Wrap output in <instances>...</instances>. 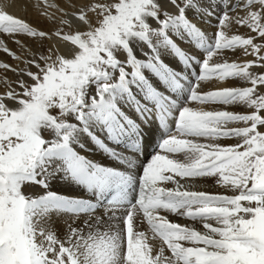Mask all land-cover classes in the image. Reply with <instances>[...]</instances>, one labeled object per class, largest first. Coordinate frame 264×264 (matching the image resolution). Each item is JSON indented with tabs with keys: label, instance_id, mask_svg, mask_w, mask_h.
I'll list each match as a JSON object with an SVG mask.
<instances>
[{
	"label": "bare ground",
	"instance_id": "obj_1",
	"mask_svg": "<svg viewBox=\"0 0 264 264\" xmlns=\"http://www.w3.org/2000/svg\"><path fill=\"white\" fill-rule=\"evenodd\" d=\"M94 2L95 0H0V18L11 14L28 23L36 31L43 30L47 33L44 38H40L30 37L24 33L0 31V64L7 63L10 68L18 69L24 66V60L38 58L41 52L49 55L55 53L57 56L65 54L71 47L70 42L63 41L55 33L61 31L67 34L70 29L74 32L78 11L85 3ZM155 3L161 8L173 11L164 16L154 13V16L142 17L145 24L157 30L159 36L155 38L156 40L145 34L128 37L125 44L114 49V65L107 79L86 82L78 92L81 103L68 106L62 111L64 121H60V128L55 125L48 126V133L53 137L51 141L53 144L62 142L64 148L70 149L74 156L103 165L112 170L115 175L128 173L130 177L133 176L134 183L131 191L122 205L104 204L101 202L104 201V193L98 198L96 193L87 190L79 182L63 179L61 178L63 173H58L57 178H53L49 184L51 195L49 203L53 204L54 208L49 211L47 217L50 234L54 240H71L77 232L88 234L89 229L92 230L93 235L110 229L123 231L124 218L129 208L136 205L142 174L149 163L150 170L147 174L155 188L182 190L186 193L184 199L193 200L188 204H181L175 211L165 210L163 207L154 211L162 215L164 219L167 218L178 224L180 228L182 226L188 231L195 230L192 231L193 235L206 231L202 224L216 223L213 219H204L197 215L204 211L206 194L233 197L238 194L230 186V181L236 178L234 175H224V185L220 184L221 181L216 177V174L223 175L222 168L224 172H234L235 168H225L222 164L211 171L213 173L211 176L192 177L198 170L205 171V167L212 166L213 161L230 155L228 147L238 142L237 138H225L231 134V127L239 129L247 127L246 123L230 125V121L221 122L220 118H233V113L248 114L254 111L246 100L240 101L239 97H234L230 103L223 102L226 98L225 89L242 90L251 87L250 82L243 76L223 79V74L228 71L224 68L225 63L242 65L250 62L244 57L245 49L235 47L218 50L216 48L217 31H223L228 37L246 31V27L236 25L235 21L231 20L224 26L219 25L223 13L232 9L233 6L239 10L242 9L241 12L238 10L236 15H244L243 9L248 0H220L219 2L190 0L185 7H182V12L178 10L181 5L174 0H155ZM46 4H56L61 9L60 12L54 13V20L50 19L53 10L47 8ZM62 13H67L63 16V19L68 21L66 24L59 22ZM92 15L94 17V14ZM162 20L166 22L163 23ZM182 23L186 29L180 28ZM83 30H87V27L83 26ZM165 34L168 36V42L164 38ZM209 42L210 46H208ZM120 50L133 57L135 62L132 66L128 61H124L125 54ZM143 54L150 55L153 59L146 61L142 58ZM157 57L162 64L155 63ZM208 57H211L209 60L211 69L220 68L223 71L217 73L210 69L208 78L200 81L203 63ZM77 59L79 60V57ZM136 62H139V66H136ZM66 64H75L77 69L80 66L77 61H68ZM249 70L254 75L264 74L262 67H251ZM134 71L137 73L135 76ZM121 73L125 79L121 84H117L115 82ZM75 75L76 73H70L68 80ZM169 75H172L174 79L167 83L170 79ZM18 79L27 80V77H17L13 72L0 68V95H4L9 88L19 92ZM67 81L66 84L72 82ZM145 82L149 84L147 88ZM178 82L181 83L180 86ZM102 83L112 84V87L103 95L110 107L118 110V114H109L103 119H98V114L93 113L95 104L100 99L97 93ZM175 86H178L177 89ZM257 88L262 87L257 86ZM145 89L149 97L145 94ZM156 93L166 98L163 108L159 111L164 112L163 116L166 114L167 133L156 129V124L146 118L147 116L141 118L139 112V108H142L141 111L145 107L147 109L145 103L149 98L158 97ZM205 95H208L209 99L199 102V99ZM152 104L149 112L154 115L155 107ZM184 107L189 110L190 116L198 121V126L191 131L176 130L177 123L174 118ZM130 121H133L132 126H134L132 134L135 127L139 132H142L141 129L148 131L147 135H143L145 140L142 156L121 146L127 138L124 131L127 128L123 126L128 125ZM171 122L173 125H170ZM57 129H60L61 133ZM219 136L224 137L220 139ZM61 138L65 139L61 141ZM165 139H167L166 144L161 146ZM182 167H189V171L179 174L178 171ZM161 179L164 182L160 181ZM34 188L33 190L24 189V191L33 196L43 194L41 188ZM125 189L126 187H121L116 181L108 190L110 193H116ZM80 201L86 202L87 205L78 204ZM94 202L98 203L95 209L92 208ZM1 207L2 202H0V210ZM3 219L4 217L0 218V220ZM129 225L124 236H119L117 233L119 236L117 264L125 254L126 248L127 255H130L128 262L133 260L132 264H163L171 257V254L147 227L138 204L134 208ZM183 234L186 235V233ZM126 236L130 238L128 244L125 243ZM261 237H264V234L261 233ZM231 259L233 261L240 259L246 264H264V256L255 259L247 256L243 251L238 252V255Z\"/></svg>",
	"mask_w": 264,
	"mask_h": 264
},
{
	"label": "snow or ice",
	"instance_id": "obj_2",
	"mask_svg": "<svg viewBox=\"0 0 264 264\" xmlns=\"http://www.w3.org/2000/svg\"><path fill=\"white\" fill-rule=\"evenodd\" d=\"M179 2L177 0V4ZM46 7L53 10V15L50 16L53 20L54 13L61 11L56 4H46ZM157 7L155 0H95L94 3H85L76 14L75 31L70 29L67 34L61 31L55 33L63 41L70 42L71 47L65 54L57 56L55 53L49 55L41 52L38 58L24 60V66L18 69L10 68L7 63L0 64V68L13 72L17 77H27V80H17L19 92L9 88L4 95H0V202L5 209L10 210L0 220V264H117L119 236H124L127 231V224L132 220L137 204L145 211L149 207L175 211L180 206L171 203V199L165 201L162 189L153 186L147 174L150 170L149 163L142 174L140 197L136 205L129 208L123 221V231L110 229L93 235L89 229L88 234L77 232L71 240L60 241L54 240L47 224L49 211L54 208L49 203V184L53 178H57L58 173H63V179L79 182L87 190L96 193L98 198L117 179L114 172L105 166L74 156L70 149L64 148L62 142L53 144L48 126L59 127L56 121L62 118L60 110L70 103H81L78 92L86 82L107 79L114 65V49L125 44L130 36H142V29L146 26L142 17L154 16ZM178 10L182 12V6ZM243 12L244 15L231 19L236 25L246 27L264 40V0H254ZM64 15L67 13H62L59 21L61 24L68 23L63 19ZM121 17L123 22L119 23ZM229 19L228 14H225L219 26L226 25ZM110 24L116 27V32H108ZM83 26L87 30H83ZM0 31L40 38L47 35L45 31H36L11 14L0 18ZM235 47L244 48L246 53L251 49V54L264 62V54H261L264 44L255 43L251 37H228L223 31H217L218 50ZM210 59L208 57L203 63L200 81L209 76ZM68 61H77L80 65L70 84L64 83L59 75L53 77L54 73H61L62 70L65 75L72 72L70 67L65 66ZM155 63L162 64L158 57L155 58ZM251 67L252 62L242 65L225 63L224 68L228 71L223 74V79L243 76L251 84V87L242 90L225 89L226 98L223 101L230 103L234 97H239L240 101L246 100L254 109L248 114L233 113L235 119L246 123L247 127L237 129L234 135L227 137L237 138L238 142L228 147L232 150V155L218 162L225 168H235L234 172H224L222 168L223 175L216 174V177L224 185V175H234L236 178L230 181V186L238 194L235 197L206 194L204 211L197 215L213 219L216 223L202 224L206 230L203 233L193 235L192 231L195 230L188 231L182 226L179 229H161L159 224H151L149 221L151 227L168 242L171 257L167 259V264L169 260L171 264H246L240 259H231L240 251L250 257L264 256V237L259 236L251 224L257 214L256 210L264 209V184L256 182L260 175L257 169L264 171V131L260 130L264 128V94H260L257 88H264V74L254 75L249 70ZM260 67L264 68V63ZM32 68L36 70L32 71ZM211 70L217 73L223 71L220 68ZM133 75L137 73L134 71ZM124 79L121 73L115 83L121 84ZM49 80L57 85L51 93L44 91ZM110 87V83L100 85L97 93L100 99L96 102L93 113L98 114V119L118 114V110H113L103 95ZM157 95L155 110L158 111L166 98L162 94ZM191 100L193 101L192 97ZM252 125H255L254 129ZM197 126L198 121L184 107L179 112L176 130L191 131ZM62 139L65 138H61V141ZM166 142L167 139L161 146ZM237 152L242 153V156L233 161L232 156ZM205 175L211 176L213 173L198 170L192 178ZM33 185H38L43 194L33 196L24 191L25 187ZM168 195L171 198L173 193ZM233 209L234 213L231 211ZM173 238L178 243L174 244ZM126 255L127 248L118 264H129Z\"/></svg>",
	"mask_w": 264,
	"mask_h": 264
},
{
	"label": "rangeland",
	"instance_id": "obj_3",
	"mask_svg": "<svg viewBox=\"0 0 264 264\" xmlns=\"http://www.w3.org/2000/svg\"><path fill=\"white\" fill-rule=\"evenodd\" d=\"M176 3H177V0H174ZM190 1V0H189ZM188 0H180V2H179V4L178 5H181L182 7H185L186 6V3H188L189 2ZM218 2L220 1V0H217ZM134 2H135V0H134ZM254 3V0H248V3L246 4V7L245 8H249L252 4ZM163 8V7H162ZM160 6H158L156 9H155V13H158L159 15H162V16H164V15H166V14H168V13H172L173 11L171 10V9H162ZM163 10V11H162ZM239 9H237L236 8V6L234 7H232V9L230 8L228 11H226L225 13H223V15H222V17L225 15V14H228V16H229V18H232V17H234V16H239V15H236V13H238L240 10H242V9H240L239 11H238ZM241 12V11H240ZM231 14H233V15H231ZM234 21V20H232V19H229V21ZM228 21V22H229ZM230 21V22H231ZM119 23H122L123 22V17H121V19H120V21H118ZM162 22L163 23H165L166 22V20H162ZM145 24V23H144ZM146 26L142 29V31H143V33L145 34V35H148V37L150 36V38L151 39H154V40H156L155 38L156 37H158L159 36V34L157 33V30H154L152 27H150V26H148L147 24H145ZM166 26V25H165ZM180 28H182V29H186V27L183 25V23L181 24V26H180ZM109 29H111V30H109ZM117 31V29H116V27L114 26V25H108V32L109 33H112V32H116ZM137 31H141V29H137ZM247 32V33H246ZM235 35H240V36H242V37H244V38H249V37H251V38H253L254 39V42L255 43H257V44H264V40H262V39H260L258 36H256L255 34H253V33H251V31L250 30H248V29H246V31H244V32H240V33H237V34H235ZM164 38L166 39V41L168 42V36L165 34V36H164ZM144 46V45H143ZM208 46H210V42H209V45ZM150 48H152L151 46H149ZM144 48H145V46H144ZM121 51V53L122 52H124L123 50H120ZM124 54H125V57H124V61H128V63H129V65L130 66H132L133 64H134V59H133V57L130 55V54H127L126 52H124ZM261 54H264V51H262V53ZM120 55H122V54H120ZM244 57L247 59V61H250V62H252L253 63V67H260V65L262 64V63H264V62H261V61H259V60H257V58L255 57V56H253L252 54H251V49H248V52L247 53H245V55H244ZM143 59H145L146 61H149L150 59H153V57H151L150 55H147V54H143V57H142ZM147 58V59H146ZM149 58V59H148ZM109 59H111V57H109ZM154 61V60H153ZM254 62H255V64H254ZM66 67H70L71 69H72V72L71 73H76L77 74V65H75V64H66L65 65ZM136 66H139V62L137 63L136 62ZM56 75H59L60 76V78H61V80L64 82V83H66V81L68 80V76L70 75V74H68V75H65L64 73H63V70L61 71V73H54L53 74V77H55ZM63 77V78H62ZM169 77H170V79L168 80V82L167 83H169V81L170 80H173L174 78H173V76L172 75H169ZM67 78V79H66ZM200 78V77H199ZM199 80V79H198ZM68 81H72V79H69ZM67 81V82H68ZM70 84V83H69ZM145 84H146V88H147V86H149V84L147 83V82H145ZM178 86H180V82H178ZM177 86V87H178ZM57 87V85H55V83L52 81V80H49V82H47V84L44 86V91L45 92H48V93H51V92H53L54 91V89ZM177 87L175 86V88L177 89ZM174 88V92L176 91V89ZM258 91L260 92V94H264V90H262V88H260V89H258ZM145 94H147L148 95V97H149V93H146V89H145ZM147 92H150V91H147ZM129 93V92H128ZM161 93V92H160ZM157 94V93H156ZM173 94H175V93H173ZM134 95V94H133ZM151 95V94H150ZM226 95V94H225ZM147 97V96H146ZM154 99V98H153ZM152 98L151 99H149V100H147V103H145V105L147 106V109H146V107H145V109L144 110H140V109H142V108H139V112L141 113L140 115L142 116L141 118H145L146 116V118H148V119H150V121H151V118H150V112H149V108L151 107V104H152V106H155V104H156V100L158 99V97H156L154 100H153ZM207 99H209V97H208V95H205L204 97H201L200 99H199V102H203L204 100H207ZM234 99V98H233ZM153 101V102H152ZM146 102V101H145ZM72 105H74V103H70V105L69 106H72ZM64 110V109H63ZM63 110H60V116L62 117V118H59V119H57V121H56V123L60 126V121H64V118H63V113H62V111ZM146 111V112H145ZM253 116L255 117V113H253ZM221 119V122L222 121H224V122H228V121H230L229 123H230V125H236V124H238L239 122H237V120L235 119V117H233V118H228L227 119V117H225V118H220ZM233 119V120H232ZM256 119H259V117H256ZM124 128H127L128 129V125H124L123 126ZM58 128H60V127H58ZM244 128H246V127H244ZM252 128L254 129L255 128V125H252ZM127 129H124V131L127 133L128 132V130ZM237 129H239V128H235V127H231V129H230V133L231 134H229L228 136H226L225 138H227V137H229V136H231V135H234L235 134V131L237 130ZM57 130H59V132L61 133V131H60V129H57ZM261 131H264V128H261L260 129ZM141 131H142V133H140L139 132V134L135 137V134H134V139L139 143V141H138V139H142V138H144L145 136H143V135H146V133H145V131L147 132V130L145 129H141ZM125 133V135H127ZM145 133V134H144ZM132 134V132L130 133V136H132L133 135ZM257 135H259V133H257ZM213 137H218V136H215V135H212ZM224 136H219V138L220 139H222ZM138 138V139H137ZM230 139H233V138H230ZM255 146V145H254ZM242 150V149H241ZM231 153H230V155H228V156H226V157H229V156H231L232 155V150H229ZM241 156H242V153H239V152H237L236 153V155L235 156H232V160L234 161H237V160H239L240 158H241ZM226 157H224V158H222V159H220V160H217V161H213V164H212V166H208V167H205L204 168V170H205V172H211V171H214V170H216L215 168L216 167H219L220 165H222V164H219L218 162L219 161H224L225 160V158ZM262 167H264V165H262ZM177 169H178V167H177ZM189 171V167H182V168H180L179 169V171H178V173L179 174H184V173H187ZM257 171L260 173V175L259 176H257V178H256V182L258 183V184H264V171H262L260 168H258L257 169ZM120 174V176H121V178H123V179H130V174H126V173H119ZM127 175V176H126ZM129 175V176H128ZM34 187H38V188H40L38 185H33ZM34 187H25L24 189L25 190H33V189H35ZM166 190H169V189H166ZM140 191H141V188H140ZM179 191V192H178ZM165 191H162V193H164ZM171 192L172 193H174V192H176L177 194L178 193H180L179 195H177L176 193H174L173 195L174 196H176V197H178V196H181V195H183L185 192H182V190H171ZM139 195H140V193H139ZM192 200V199H191ZM189 201H190V199H189ZM193 202V201H192ZM237 202V204L239 203V201L237 200L236 201ZM244 203H246V202H244ZM143 209V211H144V213H146V211H145V209L144 208H142ZM225 211L227 212L228 211V209H225ZM233 213L235 212V209H233V210H231ZM257 211V214H256V216H255V218H254V220L251 222V224H252V228L255 230V232L259 235V236H261V233L262 234H264V209H259V210H256ZM10 213V210H7V209H5V207H4V205H3V203H2V207H1V210H0V218H3V217H5L7 214H9ZM246 255H247V253H245ZM238 255V254H237ZM127 256H129L130 257V255H127ZM126 256V257H127ZM248 256V255H247ZM235 257V256H234ZM255 258L256 259V257L255 256H252V258ZM128 261V260H127ZM132 262H133V260L132 261H130L129 263H131L132 264ZM163 264H167V260H165L164 261V263ZM168 264H171V261L169 260L168 261Z\"/></svg>",
	"mask_w": 264,
	"mask_h": 264
},
{
	"label": "clouds",
	"instance_id": "obj_4",
	"mask_svg": "<svg viewBox=\"0 0 264 264\" xmlns=\"http://www.w3.org/2000/svg\"><path fill=\"white\" fill-rule=\"evenodd\" d=\"M159 227H160L161 229H167V228H169V227H171V226L168 225L167 223H160V224H159Z\"/></svg>",
	"mask_w": 264,
	"mask_h": 264
}]
</instances>
